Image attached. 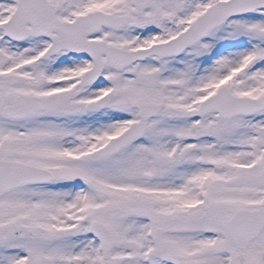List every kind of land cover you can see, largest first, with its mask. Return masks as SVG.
<instances>
[{
    "label": "snow or ice",
    "instance_id": "snow-or-ice-1",
    "mask_svg": "<svg viewBox=\"0 0 264 264\" xmlns=\"http://www.w3.org/2000/svg\"><path fill=\"white\" fill-rule=\"evenodd\" d=\"M0 264H264V0H0Z\"/></svg>",
    "mask_w": 264,
    "mask_h": 264
}]
</instances>
